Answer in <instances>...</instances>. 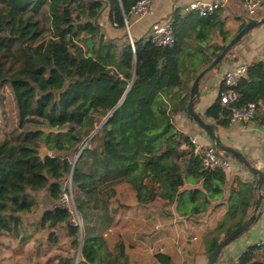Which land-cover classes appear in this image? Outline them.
I'll list each match as a JSON object with an SVG mask.
<instances>
[{"label": "trees", "instance_id": "16d2710c", "mask_svg": "<svg viewBox=\"0 0 264 264\" xmlns=\"http://www.w3.org/2000/svg\"><path fill=\"white\" fill-rule=\"evenodd\" d=\"M138 1L0 0V88L9 86L18 115L17 130L0 138V236L24 243L34 238L27 233L32 224L40 248L44 240L56 245L64 229L80 258L95 264L106 240L93 233L92 222L99 216L103 224L113 223L109 207L118 183L127 184L141 204L162 199L188 218L223 197L225 171L204 166L174 117L187 111L199 72L230 42L224 9L204 18L176 13L173 48L144 40L133 47L128 34L108 37L101 22L106 10L109 24L126 30L125 16ZM236 90L239 107L258 104L254 119L264 126V62L249 65ZM207 115L229 126L233 114L219 99ZM43 146L50 151L46 159ZM255 184L240 181L231 193L226 216L205 240L208 254L222 235L247 221ZM69 193L82 229L58 207ZM42 197L53 208L33 221ZM155 258L172 264L168 255ZM250 258L244 255L241 264ZM60 260L75 264L74 257Z\"/></svg>", "mask_w": 264, "mask_h": 264}, {"label": "crops", "instance_id": "0c3cea01", "mask_svg": "<svg viewBox=\"0 0 264 264\" xmlns=\"http://www.w3.org/2000/svg\"><path fill=\"white\" fill-rule=\"evenodd\" d=\"M192 1L195 0H157L150 15L140 20L132 18L130 35L134 43L142 40L149 41L148 34L154 23L170 16L174 11L181 10L183 6ZM243 2L244 0H230L227 8L224 9L223 14L227 21L229 41L238 33V30L233 33V30L237 26L240 28L241 24L248 20V16L242 7ZM259 14V18L264 16V7ZM101 22L105 26L108 37L121 39L125 34H128L127 30L119 29L109 24L108 10L103 14ZM216 42L221 43L222 41L221 39H216ZM263 49L264 25L253 30L229 52L218 68L209 72L203 78L200 84L201 94L195 102L196 113L202 116L208 123L216 126V131L221 142L243 153L254 166L262 171H264V126L260 125L255 119L248 122L231 121L229 126H223L209 117L207 112L219 100L228 71L238 65L246 64L249 66L260 62L262 60ZM183 81H186L185 76L183 77ZM192 85L193 82L191 83ZM179 91V89H176V92ZM174 122L179 134L186 137L189 136L190 138L196 137L203 145L214 144L208 133L187 115V111L176 115ZM227 156L230 158L231 167L225 171L226 184L223 189V197L219 200H214L209 210L203 214L189 218L180 216L176 212L175 205L167 206V201H161L160 203V200L157 199L152 204L151 202L141 204L137 197L132 202L126 201L122 197L120 189L125 187L131 193L135 192L127 184L118 183L115 189L117 205L113 206L112 199L115 201L114 196L110 201L112 205L109 207L113 223L107 226L102 223V219L99 216H96L97 219L95 218L97 224L101 226L94 224L93 233L104 237L106 240L102 249L104 254L95 264H161L155 258L158 253L171 257L172 264H208L209 254L205 240L216 231L218 224L226 216L231 193L239 190L240 181L256 183L253 174L243 164L233 157ZM186 187L189 189L193 185L188 184ZM195 187L200 186L197 185ZM257 197L258 192H255L253 205L248 211V218L254 210ZM40 203L41 205L43 204L41 206L43 210L49 209L50 205L53 208V203H49L48 197H42ZM160 221L164 225H161V229L157 230L155 228L157 223H161ZM154 223L156 224L154 225ZM114 227L119 230V237L122 242L119 245L116 242H111L109 235L106 233L110 229L113 231ZM27 231L30 234L28 229ZM61 234L67 236L68 231L64 229L60 230L58 232L60 237L59 242L56 245L45 248L52 249V252H49L50 255L48 254L49 258L37 261L27 259L29 257V245H26V243L30 239L24 243L10 242L12 237L4 234L0 236V264H28L30 261H33L32 264H62L60 260L61 256L73 258L75 251L71 246V242L65 243V245L60 244L62 240ZM263 237L264 200L259 210L257 222L223 249L217 264H241L242 258L246 254L251 255L250 261L262 263L264 261V251L258 247V243ZM223 238H225L224 235L221 236L220 241ZM32 245L41 250L40 254L43 253L44 249L38 248L39 245H36L35 241ZM122 245L124 248L121 247ZM145 252H150L152 255L147 257ZM76 258L80 260L79 264H94L88 262L83 257L80 258L79 250L76 251Z\"/></svg>", "mask_w": 264, "mask_h": 264}, {"label": "built area", "instance_id": "2783aa9c", "mask_svg": "<svg viewBox=\"0 0 264 264\" xmlns=\"http://www.w3.org/2000/svg\"><path fill=\"white\" fill-rule=\"evenodd\" d=\"M157 0H139L135 6L132 7L129 18L125 16L126 30L129 35L130 43L134 47L135 43L130 35L131 19L140 20L147 15H150L153 11V7ZM230 0H195L186 4L181 10L174 11L170 16L154 23L148 34V40L158 47H170L173 48L176 45V37L174 33V16L176 13L181 16L196 14L197 16L204 18L212 15L220 9H226ZM248 18H259V12L264 7V0H244L242 5ZM262 62H264V49L262 51ZM248 65H238L228 71L224 79L225 89L220 92L219 99L221 104L232 111L233 122H248L254 119L257 112L258 104L249 103L241 107L238 106L240 101V93L236 90V87L243 81L247 75ZM191 142L194 145V154L202 157L203 164L207 169L212 171L222 170L226 171L231 167L230 158L221 150H219L215 144L203 145L196 137H191ZM71 186V185H70ZM70 201L66 195L59 208L67 209L72 214L71 224L82 229V219L78 214L73 202L72 193ZM161 200V199H160ZM112 230L110 229L109 232ZM196 239V238H195ZM258 247L264 251V237L258 243ZM246 264H264L255 263L250 261Z\"/></svg>", "mask_w": 264, "mask_h": 264}, {"label": "water", "instance_id": "95a60500", "mask_svg": "<svg viewBox=\"0 0 264 264\" xmlns=\"http://www.w3.org/2000/svg\"><path fill=\"white\" fill-rule=\"evenodd\" d=\"M264 25V16L260 18H248L246 25L244 28L237 33L234 38L225 46L223 51L219 54V56L205 69H203L199 75L196 77L195 81L193 82L191 92H190V99L189 103L187 106V115L194 121L197 125H199L202 129H204L208 135L210 136L211 140L214 142L215 146L224 152L225 154L233 157L236 159L238 162L243 164L249 171L250 173L253 174L255 177V190L258 192V197L256 199L255 207L248 218V220L232 231L228 236L223 238L216 249L212 251L209 256H208V264H217L219 261V258L222 254L223 249L229 245L232 241L235 240L239 235L247 231L250 227H252L258 219L259 215V210L262 205V202L264 200V171L259 169L258 167L254 166L248 159L247 157L241 153L240 151L224 145L216 131V126L214 124L208 123L203 119L202 116H200L198 113L195 111V102L196 100L200 97V84L203 80V78L211 71L214 69L218 68L219 65L223 62V60L227 57L229 52L234 49L239 43H241L253 30L256 28ZM127 95V93H126ZM113 113L110 115L112 117ZM109 117V118H110ZM108 118V119H109ZM107 119V120H108ZM98 132L95 131V133L90 137V139L86 142L84 147L82 148L81 152L84 150V148L87 146V144L94 138L96 133ZM40 156L42 159H46L48 156H50V151L48 148L45 146L41 147L40 149ZM77 159V158H76ZM49 200V199H48Z\"/></svg>", "mask_w": 264, "mask_h": 264}, {"label": "rangeland", "instance_id": "374dc122", "mask_svg": "<svg viewBox=\"0 0 264 264\" xmlns=\"http://www.w3.org/2000/svg\"><path fill=\"white\" fill-rule=\"evenodd\" d=\"M238 27L239 26H237V28ZM237 28H235L233 30V33L236 30H239V28L238 29ZM229 29H230V26H229ZM17 128H18V115H17V109H16L15 100H14L13 94H12L9 86L6 85V86L0 88V138L12 134L13 132H15L17 130ZM116 188H117V186H114V190ZM120 192L122 194V197L126 201H129V202H132V200L136 199V197H137L135 193H133V192L131 193L130 190L126 189L125 187H122L120 189ZM67 196H68V198H66V199L64 198L65 199V202L67 201V199L70 201L71 194L69 193ZM112 200H113V202H112L113 203V206H116L117 205V203H116L117 202L116 201V196H115V201H114V199H112ZM156 200H154V201H156ZM154 201H152L151 204ZM161 201H163V200L161 199L160 200V203H161ZM70 203H71V201H70ZM110 205H112V204L110 203ZM42 208L43 207H40V210H39L40 213L38 212V213L35 214V216L32 217L33 221H38V217L39 218L41 217V214L43 213V209ZM50 208H52V205H50ZM95 220L92 222V226H94V224H97V221H95ZM31 222H32V220L29 221V224ZM160 222H159L160 224L157 223L155 229L159 230V229H161V225H164V223L162 221H160ZM155 224L156 223H154V225ZM82 225H83V221H82ZM154 225H153V227H154ZM96 226H101V225L100 224H97ZM28 230H29V233H34V238L33 239H30L26 243V245H29V248H28L29 249L28 250L29 251L28 252L29 257L28 258L25 257V258H27L29 260H34V261L42 260L44 258L45 259H48L49 258V255H50L49 252H52V249H45V248L46 247H51V246H47L48 244L44 240V242H42L41 247H40V248L44 249V251H43L42 254H40L41 250L35 248L32 244L35 241L36 245H38V243L40 242L39 239H41V237L35 234L36 231H34V227H33L32 224L29 225ZM106 233L109 235V239H110L111 242H116V243H118L117 245H119L120 243H122L121 240H120V237H119L120 235H119L118 228L114 227V229H113V231H111V233L108 232V231H106ZM60 236H62V240L60 241V244L61 245H65V243L71 242L70 239L66 235H62L61 234ZM131 241H133V240H131ZM10 242H17V241L12 237V239H10ZM74 251L75 252L73 253L74 254L73 257L75 258V263L79 264V261L80 260L76 258V250H74ZM79 252H80V250H79ZM44 255H45V257H43ZM145 255L148 257L149 255H152V254L150 252L149 253L148 252H145ZM25 258H18V259H25ZM27 262H29V261L27 260ZM32 262L33 261H30L28 264H32Z\"/></svg>", "mask_w": 264, "mask_h": 264}]
</instances>
